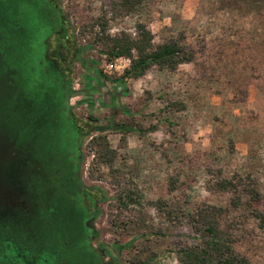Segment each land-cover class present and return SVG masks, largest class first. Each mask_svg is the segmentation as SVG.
Masks as SVG:
<instances>
[{
    "label": "rangeland",
    "instance_id": "374dc122",
    "mask_svg": "<svg viewBox=\"0 0 264 264\" xmlns=\"http://www.w3.org/2000/svg\"><path fill=\"white\" fill-rule=\"evenodd\" d=\"M59 1L66 22L77 32L99 17L110 36H135L136 25L143 23L155 44L174 39L193 54L192 61L177 71L188 74L189 85L174 82L177 76L159 86H111L116 102L110 106L102 82L75 64L72 86L81 90L70 98L75 115L88 118L91 127L104 128L117 153L109 168L92 162L87 140L82 146L83 170L87 166L90 170L86 184L100 179L106 193L95 220L99 240L121 246L123 264L139 260L177 264L175 250L193 242L191 215L197 208L215 205L225 210L222 222L232 228L234 248L250 264H264V226L246 203L248 188L258 190L264 199V0H143L129 12L119 7L118 0ZM42 4L38 11L44 14L49 4ZM44 33L32 50V62L44 61L39 68L49 66L44 41L48 30ZM79 40L86 42L80 36ZM88 56L104 73L103 57L96 51ZM157 68L150 67V75ZM171 101L184 108L168 107ZM122 107L129 108L140 129L124 139L108 127L127 117ZM64 126L62 140L69 137L73 142L72 128ZM222 179L232 180L236 189H221ZM125 191L134 198L127 207L119 203ZM127 242L130 245L123 247Z\"/></svg>",
    "mask_w": 264,
    "mask_h": 264
},
{
    "label": "trees",
    "instance_id": "16d2710c",
    "mask_svg": "<svg viewBox=\"0 0 264 264\" xmlns=\"http://www.w3.org/2000/svg\"><path fill=\"white\" fill-rule=\"evenodd\" d=\"M44 1L49 6L44 10V14H41L38 9ZM0 2L9 5L5 14L0 13V117L6 119L10 112L15 114L21 112V102L35 99L34 104L40 111L34 113L36 116L28 113L30 124L33 123L41 111L42 114L49 111L46 109L49 106L46 100L55 90L58 91L57 98L62 97L64 101V108H60L59 104L58 111L65 112L70 98L81 92L72 86V74L76 63L86 69L94 79L108 83L107 85L111 87L123 86L126 79H138L152 66L175 70L179 64L193 59L192 52L187 51L177 40L169 39L155 44L153 33L143 23L136 25L135 36L124 33L110 36L106 33V22L99 17L82 24L77 28V32L70 21L66 22L59 0H0ZM142 2L143 0H118V5L122 10L129 12ZM94 25H98L99 30H93ZM46 30L49 36L44 39L45 58L49 60V66L43 65L41 66L43 68H39L44 61L41 60L37 65L32 62V50L37 39L42 40L45 36ZM79 36L86 41L84 44L79 42ZM89 51H96L103 57L102 60H111L122 55L130 56L131 65L122 75L111 78L96 69L97 60L88 56ZM117 107L118 103L113 109L117 110ZM168 107L183 109L184 105L179 101H171L168 102ZM126 116L123 122L119 124L111 122L108 126L109 129L119 132L123 139L127 133L140 130L133 121L130 111L126 112ZM7 122L9 123V120ZM75 129L78 127L73 125L72 136L76 135L80 145L87 140L86 145L93 153L92 162L112 167L117 153L110 146L103 132L105 129L91 127L89 124V127L79 135L75 134ZM230 186L235 189L237 187L230 179H222L219 182L221 189ZM246 192L248 195L246 203L252 207V216L259 225L264 226L262 195L255 188H248ZM133 202L131 191H125L123 196L119 197V203L123 207ZM224 211V208L215 205L195 210L191 215L193 242L181 245L175 250L177 264H250L249 259L233 246L235 236L232 228L222 222ZM144 225L142 220L140 228H144ZM129 245L130 242H127L124 247ZM134 264L150 262L139 260Z\"/></svg>",
    "mask_w": 264,
    "mask_h": 264
},
{
    "label": "flooded vegetation",
    "instance_id": "af4514ba",
    "mask_svg": "<svg viewBox=\"0 0 264 264\" xmlns=\"http://www.w3.org/2000/svg\"><path fill=\"white\" fill-rule=\"evenodd\" d=\"M0 3L5 14L9 5ZM57 92L31 124L35 99L10 112L9 123L0 117V264H123L121 246L99 240L95 220L106 193L100 179L85 182L84 143L62 140L64 124L79 135L89 119L77 118L70 100L59 112Z\"/></svg>",
    "mask_w": 264,
    "mask_h": 264
},
{
    "label": "crops",
    "instance_id": "0c3cea01",
    "mask_svg": "<svg viewBox=\"0 0 264 264\" xmlns=\"http://www.w3.org/2000/svg\"><path fill=\"white\" fill-rule=\"evenodd\" d=\"M188 63V62H187ZM181 65V64H179ZM178 65V67H179ZM176 68L175 70H168V69H161V68H157L155 69L151 75L150 73L147 71L143 76L139 77L138 79H126L125 80V83H132L134 85H153L155 83L156 86H159V83H161L160 81L164 80L165 82H172L175 77H179L177 78L174 82H177L181 85H184L186 86L189 85L190 82H192L191 80H189V78H185V75H188V74H185L183 72L180 73V75L177 73V71L179 70V68ZM150 69V68H149ZM168 73V74H167ZM97 81V80H96ZM127 81V82H126ZM100 82V81H98ZM108 83H101L100 85V88H105L107 89L108 91V94L109 95V101H108V106L114 104V102H116L115 98L113 97V94L111 91V87L109 85H107ZM109 86V87H108ZM92 89H96V88H92ZM127 111H130L129 108H126V107H122V113L124 116H126V112ZM131 113V111H130Z\"/></svg>",
    "mask_w": 264,
    "mask_h": 264
},
{
    "label": "built area",
    "instance_id": "2783aa9c",
    "mask_svg": "<svg viewBox=\"0 0 264 264\" xmlns=\"http://www.w3.org/2000/svg\"><path fill=\"white\" fill-rule=\"evenodd\" d=\"M103 72L105 74H117L122 75L125 70H127L131 65L130 56H117L111 60H103Z\"/></svg>",
    "mask_w": 264,
    "mask_h": 264
}]
</instances>
